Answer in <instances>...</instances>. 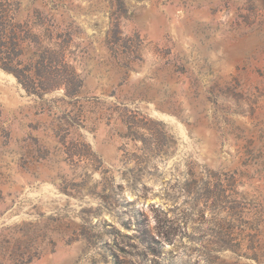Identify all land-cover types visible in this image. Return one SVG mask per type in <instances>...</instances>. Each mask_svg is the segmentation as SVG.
I'll return each mask as SVG.
<instances>
[{
    "label": "rangeland",
    "instance_id": "obj_1",
    "mask_svg": "<svg viewBox=\"0 0 264 264\" xmlns=\"http://www.w3.org/2000/svg\"><path fill=\"white\" fill-rule=\"evenodd\" d=\"M0 8L66 83L0 68V264H264V0Z\"/></svg>",
    "mask_w": 264,
    "mask_h": 264
},
{
    "label": "trees",
    "instance_id": "obj_2",
    "mask_svg": "<svg viewBox=\"0 0 264 264\" xmlns=\"http://www.w3.org/2000/svg\"><path fill=\"white\" fill-rule=\"evenodd\" d=\"M38 14V22H41ZM41 24V23H40ZM26 26V24H25ZM38 26V23L34 27ZM5 10L0 8V68L10 73L26 90L28 94H37L38 90H52L61 86L66 87L63 75L58 71H50L54 62V55L62 48V45H55L58 51L50 48H41L40 36L30 33V30L20 31V25L10 28ZM17 27V28H16ZM24 32V35H22ZM49 38V37H48ZM29 40L34 44L33 53L29 57L30 63L24 69H18L19 58L22 55L21 44ZM34 60V62H32ZM33 68V69H32ZM31 71L33 74L31 75ZM28 82L30 87L23 84Z\"/></svg>",
    "mask_w": 264,
    "mask_h": 264
}]
</instances>
